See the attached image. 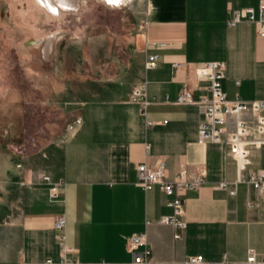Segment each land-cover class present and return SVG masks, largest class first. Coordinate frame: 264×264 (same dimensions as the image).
Returning <instances> with one entry per match:
<instances>
[{
  "label": "crops",
  "instance_id": "obj_1",
  "mask_svg": "<svg viewBox=\"0 0 264 264\" xmlns=\"http://www.w3.org/2000/svg\"><path fill=\"white\" fill-rule=\"evenodd\" d=\"M136 2L138 18L122 47L126 59L114 73H89V52L70 49L66 40L53 49L47 81L40 79V65H33V88L48 89L45 102L64 120L48 143L28 152V101L20 95V158H11L20 171L8 179L12 205L0 208V264L59 259L61 238L54 224L62 214L65 242L76 250L68 255L93 264H131L129 238L140 231L147 232L153 259L160 263L194 264L185 262L189 255L244 260L251 249L264 253V194L240 180L250 170H264V145L250 149V163L240 170L225 145L200 141L202 107L176 102L185 89L195 99L211 95L209 81L198 78L196 69L213 60L226 63L222 83L228 98L264 97V36L252 21L228 24L232 9L251 6L258 13L260 0ZM156 42L167 46L156 48ZM152 52L159 53V64L146 69ZM142 83L151 99L145 106L132 99ZM162 161L167 181L179 172L203 176L198 186L181 192L186 227L178 239L171 224L159 222L173 212L172 195L159 183L149 188L137 183L138 164ZM42 173L61 183L56 196L39 178Z\"/></svg>",
  "mask_w": 264,
  "mask_h": 264
},
{
  "label": "rangeland",
  "instance_id": "obj_2",
  "mask_svg": "<svg viewBox=\"0 0 264 264\" xmlns=\"http://www.w3.org/2000/svg\"><path fill=\"white\" fill-rule=\"evenodd\" d=\"M137 16L136 0H0V163L8 161L0 164V208L12 205L8 179L20 171V164L11 159L20 158V95L28 101V152L48 143L63 125L60 110L45 102L48 89L33 88V65H40V79L47 81L53 49L66 40L70 49L89 52V73L112 74L126 59L122 47L128 44ZM45 48L50 51L46 59ZM6 125L9 137L4 135Z\"/></svg>",
  "mask_w": 264,
  "mask_h": 264
},
{
  "label": "built area",
  "instance_id": "obj_3",
  "mask_svg": "<svg viewBox=\"0 0 264 264\" xmlns=\"http://www.w3.org/2000/svg\"><path fill=\"white\" fill-rule=\"evenodd\" d=\"M243 20H249L256 24L258 34L264 36V0H260L258 13L254 7H243L231 10L228 19L230 26H235ZM166 42H156V48H164ZM160 61L157 52L146 55L144 66L146 69L155 68ZM226 63L220 60L205 62L196 69L197 77L209 81L210 96H202L195 99L191 90H183L177 97L176 102L186 104H197L202 107L204 118L199 125V139L202 142H215L225 145L231 155L236 159L239 169L245 168L250 163V149L264 145V97L245 100L240 97L228 98L223 89V78L225 77ZM132 99L147 105L151 99L147 97L146 85L142 83L132 91ZM137 183L149 188L159 183L167 194L172 195L168 204L172 206L173 212L170 215L159 218V222L169 223L174 228V238L182 237V230L186 227L184 219L183 200L181 192L188 188L198 186L203 182L202 175L188 177L184 172H179L174 180H165L166 166L162 161L156 166H150L143 162L137 166ZM41 181L50 184L51 196H56L61 183L53 182L51 176L46 173L39 175ZM240 180L247 181L260 194H264V170H250L246 178L240 175ZM227 182H219L220 187H226ZM232 193L236 188L231 189ZM149 222V221H148ZM55 229L61 238L62 253L59 259L48 258L46 261L51 264H93L83 262L77 257L68 255V252L76 251L65 242V216L59 215L55 220ZM128 247L133 255L131 264H168L167 262H156L151 254V247L148 242L147 232L140 231L132 234L129 238ZM186 263L194 264H264V253H257L251 249L244 260H229L223 254L221 260L208 261L202 255L187 256ZM23 264H30L23 262Z\"/></svg>",
  "mask_w": 264,
  "mask_h": 264
},
{
  "label": "snow or ice",
  "instance_id": "obj_4",
  "mask_svg": "<svg viewBox=\"0 0 264 264\" xmlns=\"http://www.w3.org/2000/svg\"><path fill=\"white\" fill-rule=\"evenodd\" d=\"M109 2L111 3V2H118V0H109Z\"/></svg>",
  "mask_w": 264,
  "mask_h": 264
},
{
  "label": "bare ground",
  "instance_id": "obj_5",
  "mask_svg": "<svg viewBox=\"0 0 264 264\" xmlns=\"http://www.w3.org/2000/svg\"><path fill=\"white\" fill-rule=\"evenodd\" d=\"M50 4V3H49ZM49 6V5H48ZM52 6V5H51Z\"/></svg>",
  "mask_w": 264,
  "mask_h": 264
}]
</instances>
